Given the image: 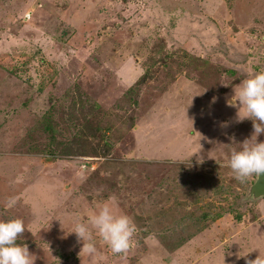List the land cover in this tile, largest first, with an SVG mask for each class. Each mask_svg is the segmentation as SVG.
Returning <instances> with one entry per match:
<instances>
[{"label": "rangeland", "instance_id": "rangeland-1", "mask_svg": "<svg viewBox=\"0 0 264 264\" xmlns=\"http://www.w3.org/2000/svg\"><path fill=\"white\" fill-rule=\"evenodd\" d=\"M260 70L264 0H0V219L34 264L264 255L257 176L226 166L252 131L228 100ZM104 203L135 231L113 253L93 230L89 257L68 232Z\"/></svg>", "mask_w": 264, "mask_h": 264}, {"label": "clouds", "instance_id": "clouds-1", "mask_svg": "<svg viewBox=\"0 0 264 264\" xmlns=\"http://www.w3.org/2000/svg\"><path fill=\"white\" fill-rule=\"evenodd\" d=\"M233 92L228 104L237 109L234 122L240 123L248 119L251 121L252 131L248 137L237 142L238 147L230 149L226 166L236 181L245 183L252 176L264 174V140L258 139L264 135V70L247 75L233 88ZM215 99L213 97L210 103H215ZM228 124V121H222L220 127L226 128ZM229 139L235 141L232 136ZM197 162H201L199 157ZM14 204L15 197L6 202L8 207ZM93 230L113 253H123L129 247L135 224L127 214L114 212L109 203H104L89 218L87 224L77 220L68 233H75L77 243H82L81 251L89 257L97 254ZM24 232L25 224L22 219H0V264H34L35 256L29 251L27 244L17 243L18 237ZM240 258L244 259V264H264V255L260 252L254 259L248 258L247 253L238 252L236 259Z\"/></svg>", "mask_w": 264, "mask_h": 264}, {"label": "water", "instance_id": "water-1", "mask_svg": "<svg viewBox=\"0 0 264 264\" xmlns=\"http://www.w3.org/2000/svg\"><path fill=\"white\" fill-rule=\"evenodd\" d=\"M250 192L255 197L264 195V174L257 177L256 181L253 183V185L250 188Z\"/></svg>", "mask_w": 264, "mask_h": 264}, {"label": "trees", "instance_id": "trees-1", "mask_svg": "<svg viewBox=\"0 0 264 264\" xmlns=\"http://www.w3.org/2000/svg\"><path fill=\"white\" fill-rule=\"evenodd\" d=\"M230 213H232V211L231 210H228ZM228 212V213H229ZM228 213H226V214H228ZM167 214H170V215H168L170 218H173V211L172 212H167ZM223 216V214L221 213V214H219L218 215V217L220 218V217H222ZM241 216H238L237 218H240ZM195 234V233H194ZM196 234H197V232H196ZM178 246L177 245H174L172 248L173 249H175V248H177Z\"/></svg>", "mask_w": 264, "mask_h": 264}]
</instances>
